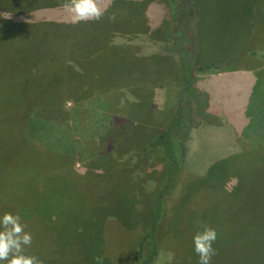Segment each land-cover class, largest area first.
<instances>
[{"label": "rangeland", "instance_id": "rangeland-1", "mask_svg": "<svg viewBox=\"0 0 264 264\" xmlns=\"http://www.w3.org/2000/svg\"><path fill=\"white\" fill-rule=\"evenodd\" d=\"M161 1L98 0L99 20L73 23L61 7L63 0H0V217L20 215L32 235L25 254L43 264H133L130 254L134 242L148 230L150 195L162 172L157 170L153 177L150 168L138 164L156 163L157 156L140 160L132 148L123 156L113 154L111 137L120 133L119 127L129 126L126 119L143 124L148 112L164 109V92L154 94V108L116 86L120 88V79L129 72L138 71L148 83L164 75L175 78L176 69L168 62L143 63L137 58L168 49L154 37L165 19L166 29L160 33L172 41L168 7ZM220 10L212 2L204 8V21L213 29H221ZM248 13H241L248 23L223 33L220 42L224 59L218 72L246 71L241 72L246 92L221 98L232 102L237 97L240 113L234 117L235 112L218 104L220 98L212 92L210 106L229 120L248 124L242 136L238 129L233 133L251 152L264 145L255 131L264 129V0ZM174 87L178 95L182 85ZM174 92H169L173 105ZM129 141L136 147L138 142ZM197 147L194 131L189 157ZM259 155L264 158L263 151ZM194 179L186 178L167 220L177 231L185 220L192 228H180L179 241L167 239L170 249L164 246L154 264H198L193 236L202 225L211 227V221L217 232L211 264H264V219L238 203L206 205L214 193L219 195L208 184L199 190L202 203L198 199L189 207L192 196L180 199ZM237 183L231 177L218 186L230 191ZM230 212L239 215L233 218ZM260 229L262 239L254 242Z\"/></svg>", "mask_w": 264, "mask_h": 264}, {"label": "trees", "instance_id": "trees-1", "mask_svg": "<svg viewBox=\"0 0 264 264\" xmlns=\"http://www.w3.org/2000/svg\"><path fill=\"white\" fill-rule=\"evenodd\" d=\"M204 1L207 0L161 1L168 7V21L171 22L173 37L172 41L168 42L166 41L168 37H163L160 33L161 29H166V19L161 27L156 28L155 32H158L159 35L154 37L164 41L160 44L167 46L169 50L155 53L149 58H144L145 55L143 57L136 56L143 63L150 59L168 62L176 69L174 79L166 78L164 75L148 83L137 71L123 75L119 82V89L127 88L131 95L149 106L153 105V90L156 85L162 88L167 87L169 92H174L173 86L176 89V85L179 87L182 85L178 95H176V90L174 92L176 95L175 105H173V99L168 96L167 108L161 111L158 109L159 111L156 113L148 112L143 124H136L126 119L125 121L129 123V126L125 129L119 127L118 132L120 133L111 137L112 140L115 139L111 145L113 154L117 153L119 156H123L129 148H132L140 160L151 159V157L155 159L157 156L159 159L157 164L154 162L151 165L138 164L150 168L153 177L157 170L160 169L162 172L156 190L150 195L151 207L148 217L151 219L148 230L138 241L134 242L133 254H130L134 260L132 261L133 264H154L164 246L167 245L166 248H169L170 241L168 242L167 239L179 241L181 239L180 228L184 229L187 226V229L191 230L192 226L188 225L186 220L179 222L178 231L177 226L174 228L172 225L168 226L167 221L169 207L175 203L181 186L189 176H194V182L191 189H188L187 193L180 199L184 200L185 195L186 197L192 196L190 198L193 200L189 202V207L195 206V201L198 199L200 204L202 203L199 190L208 184V186L213 187L212 189L218 190L219 195L214 193L213 199L210 198L205 203L206 205L212 206L215 201L229 205L238 203L242 207L255 210L258 218L264 219V158L260 159V149L257 147V150L249 151L248 157L242 162L238 161L236 155L228 157L229 143L234 139L232 128L231 131H228L229 125H239L238 120L234 118L229 120L225 116L229 125H215L221 124L219 119L214 121V125L208 124L206 116H202L201 108L205 110L211 108L212 97L210 92H207L206 89V91L203 90L200 86L201 83L197 85V81L200 80L199 74L205 72L209 75L219 73L220 63H223L224 59L221 53L220 42L223 40L221 35L247 24V17L243 18L241 13L247 15V10L250 14L253 9L255 10L259 6V0H249V2L239 0L240 3L238 4L235 2L236 0ZM211 2L213 5L217 3L218 9H221L219 12L222 14V23L219 30L213 29L208 22L204 21L206 17L204 8H206V4ZM229 17H232L230 22H228ZM218 27L219 25L216 28ZM226 29L228 30L226 31ZM235 40L236 44L241 43L239 36ZM207 44L211 46L208 52L206 51L207 47H205ZM134 78L135 80L138 79L135 81ZM217 103L222 104L221 106L224 108L228 104L225 103L224 105L221 98ZM172 105L174 109L170 113ZM218 114L223 120L224 114ZM194 131L196 140H198V147L193 156L189 157L188 142L192 140V132ZM255 131L260 139L264 140L263 126L261 130L256 129ZM111 132L113 131L111 130ZM131 139L133 143L138 142L136 147L126 143V141L131 142L129 141ZM239 165L241 166L239 167ZM231 177H236L238 183L232 193H229L218 185H226ZM212 181H217V183ZM222 197L223 199L220 200ZM179 202L181 201H176V203ZM213 214L215 215V212ZM230 214L233 218L235 215H239L238 212H230ZM190 215L195 218V215ZM227 215L228 211H226V217ZM214 225L215 222L211 221L212 228ZM163 229L165 230L164 235L160 234ZM260 230L259 236L256 235L254 242H259L258 240L262 239L263 229ZM245 238L249 239L250 237L246 236ZM173 251L176 250L173 249Z\"/></svg>", "mask_w": 264, "mask_h": 264}, {"label": "clouds", "instance_id": "clouds-1", "mask_svg": "<svg viewBox=\"0 0 264 264\" xmlns=\"http://www.w3.org/2000/svg\"><path fill=\"white\" fill-rule=\"evenodd\" d=\"M61 7L73 23L99 20L102 16L98 0H63ZM201 227L202 230L193 236L194 251L199 257L198 264H211L216 254L213 245L217 232L206 224ZM25 228L19 214L5 213L0 217V261L6 264H43L38 257L25 254V246L32 243V235Z\"/></svg>", "mask_w": 264, "mask_h": 264}, {"label": "crops", "instance_id": "crops-1", "mask_svg": "<svg viewBox=\"0 0 264 264\" xmlns=\"http://www.w3.org/2000/svg\"><path fill=\"white\" fill-rule=\"evenodd\" d=\"M160 44V43H159ZM149 58V56L145 55L144 58ZM241 72H246V71H241ZM241 72H233V73H218V74H212V75H207L205 77H203L200 81L199 84L201 83V87L203 88V90H207V92H212L213 94L217 95L219 98H224V94L226 93H230L231 95H238L242 92H246L245 89V85H244V74ZM243 78V79H242ZM217 83H220L219 85ZM119 90V87L116 86ZM158 87V86H157ZM157 90L161 91V93L164 92V98L163 96L161 97V99L163 98V102H164V108H167L168 105V96H169V91L167 89V87H158L156 89V86L154 87L153 90V100H154V94H158L156 93ZM205 90V91H206ZM244 90V91H243ZM245 94V93H244ZM242 95V94H241ZM156 96V95H155ZM215 96V97H217ZM247 96V95H246ZM243 97V96H242ZM137 98L134 97V100H136ZM228 103L227 104V111H234L235 113H232L233 116H235L236 114H239L240 112H236L237 107L242 105V102L236 97V99L232 100V102H224ZM160 111L162 110V107L159 109ZM205 116H206V120L207 123L210 125H214V121H218V118H222L216 111H213L212 108H208L205 110ZM208 116H212V117H208ZM214 117V118H213ZM216 117V118H215ZM231 117V116H230ZM213 121V122H212ZM224 121L228 122V119L225 118V116L223 117V123L221 122V124H215V125H227L224 123ZM212 122V123H211ZM229 125V124H228ZM248 127V124H244L242 125L241 123L239 125H229V130L231 131L232 128V132H233V128H234V132L240 131V135L242 136V133L244 132L243 129ZM237 136L234 135V141L232 140L229 143V154L228 157H231L233 155H236L238 158L239 162H242L245 158L248 157V144L245 143V145H239L240 142H238L239 139L236 138ZM245 147L247 148L245 150ZM260 152H264V146L263 145H258ZM233 189H231L230 191H227L229 193H232Z\"/></svg>", "mask_w": 264, "mask_h": 264}]
</instances>
